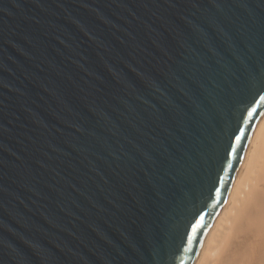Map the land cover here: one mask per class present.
<instances>
[{"label":"water","instance_id":"95a60500","mask_svg":"<svg viewBox=\"0 0 264 264\" xmlns=\"http://www.w3.org/2000/svg\"><path fill=\"white\" fill-rule=\"evenodd\" d=\"M261 96L264 0H0V264H193Z\"/></svg>","mask_w":264,"mask_h":264},{"label":"bare ground","instance_id":"6f19581e","mask_svg":"<svg viewBox=\"0 0 264 264\" xmlns=\"http://www.w3.org/2000/svg\"><path fill=\"white\" fill-rule=\"evenodd\" d=\"M193 264H264V132L228 186Z\"/></svg>","mask_w":264,"mask_h":264},{"label":"snow or ice","instance_id":"6c2138e0","mask_svg":"<svg viewBox=\"0 0 264 264\" xmlns=\"http://www.w3.org/2000/svg\"><path fill=\"white\" fill-rule=\"evenodd\" d=\"M260 99H261V100H264V96H261ZM257 102H258V101H257ZM249 115H251V111L249 112ZM237 139H239V137H237ZM229 155H231V154H229Z\"/></svg>","mask_w":264,"mask_h":264}]
</instances>
